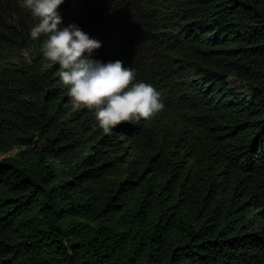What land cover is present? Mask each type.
Segmentation results:
<instances>
[{
    "label": "trees",
    "instance_id": "16d2710c",
    "mask_svg": "<svg viewBox=\"0 0 264 264\" xmlns=\"http://www.w3.org/2000/svg\"><path fill=\"white\" fill-rule=\"evenodd\" d=\"M58 12L163 108L105 134L0 0V264H264V0Z\"/></svg>",
    "mask_w": 264,
    "mask_h": 264
},
{
    "label": "clouds",
    "instance_id": "9594fccd",
    "mask_svg": "<svg viewBox=\"0 0 264 264\" xmlns=\"http://www.w3.org/2000/svg\"><path fill=\"white\" fill-rule=\"evenodd\" d=\"M63 0H19V6L30 11L38 21L30 29L35 40L48 34L43 43L44 57L57 62L64 85H70L73 110L81 106L95 108V118L105 134L123 122L139 123L162 110L159 93L144 82L133 83V70L122 61L106 63L92 59L99 41L92 39L77 25L59 27L62 17L58 8ZM131 85V87H129Z\"/></svg>",
    "mask_w": 264,
    "mask_h": 264
},
{
    "label": "rangeland",
    "instance_id": "374dc122",
    "mask_svg": "<svg viewBox=\"0 0 264 264\" xmlns=\"http://www.w3.org/2000/svg\"><path fill=\"white\" fill-rule=\"evenodd\" d=\"M227 82L229 83V85L236 84L235 82H233L231 80H228ZM13 152H14V150H12V151H10L9 153H6V154H0V159L3 158L6 155H9V154L13 153Z\"/></svg>",
    "mask_w": 264,
    "mask_h": 264
},
{
    "label": "bare ground",
    "instance_id": "6f19581e",
    "mask_svg": "<svg viewBox=\"0 0 264 264\" xmlns=\"http://www.w3.org/2000/svg\"><path fill=\"white\" fill-rule=\"evenodd\" d=\"M12 160V159H11Z\"/></svg>",
    "mask_w": 264,
    "mask_h": 264
}]
</instances>
